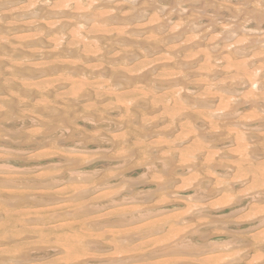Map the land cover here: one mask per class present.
Instances as JSON below:
<instances>
[{"label": "bare ground", "instance_id": "obj_1", "mask_svg": "<svg viewBox=\"0 0 264 264\" xmlns=\"http://www.w3.org/2000/svg\"><path fill=\"white\" fill-rule=\"evenodd\" d=\"M0 139L64 145L0 176V264H264V0H0ZM91 144L108 173L143 166L169 207L83 167ZM56 185L67 198L44 193ZM247 209L253 222L211 238Z\"/></svg>", "mask_w": 264, "mask_h": 264}, {"label": "rangeland", "instance_id": "obj_2", "mask_svg": "<svg viewBox=\"0 0 264 264\" xmlns=\"http://www.w3.org/2000/svg\"><path fill=\"white\" fill-rule=\"evenodd\" d=\"M1 136H2V140H5V138L3 137L4 136V134H1ZM0 139V151H1V153H0V155H2V156H0V165H11V166H15L14 168H15V171L14 170H11V172L9 171V172H3V173H1V178H4V177H6V179H9V177H12V176H14V177H19L20 176V172L21 171H23L24 172V170H22V169H18L19 167L18 166H22V165H20V162L18 161V160H16V158H18L19 157V155H23V156H26L27 155V157H34V158H36L37 157V155H43L44 157H41V158H44V160L43 161H45L47 158H49V159H53L54 161H61V158L60 157H57L58 155H57V150H58V147H64V145H62V144H60V146H55V145H46V146H44V147H41V148H39V150L40 151H38V152H35L36 150H38V149H34V150H32L31 149V147H25V146H21L20 148H12V147H10V146H6V142H2V140ZM2 142V143H1ZM93 145H95L96 146V144L95 143H92ZM90 145V147H91V151L89 152V153H87V152H80V153H74L73 154V156L76 158V159H78V160H80V159H82V160H86L85 161V164H84V166L83 167H85V168H88V167H92V166H94L95 164L97 165V166H100V167H98L99 168V170H100V174H98V177H99V179L102 181L103 180V182H109V184L112 182V183H114V182H116V179L121 175V174H124V175H129L131 178L133 177L134 179H138L137 180V182H138V184L134 187L135 189H139V190H149L150 189V191H154L152 194V196H151V198L147 201V205L149 206V205H154L155 203H157V206L158 207H169V205H168V201L171 199L170 197L172 196L170 193L171 192H158V191H156V190H154L155 189V187H154V184H151L150 183V179H151V177H150V174H146V176L145 175H142L141 176V174H142V172L144 171V167L143 166H137L136 164H134L133 165V161L131 162V163H129V165H127V167H126V169H124V170H114L113 169V173H108V172H110V169L109 170H106L107 168H102L101 166H103V163L106 161L105 159V157H106V155H107V153L105 152H103V151H99V150H97L96 149V147L95 146H93V145ZM43 148H45V149H43ZM4 149V150H3ZM9 149V150H8ZM12 149V150H11ZM47 149H49V150H47ZM50 149H51V151H50ZM54 149V150H53ZM93 149V150H92ZM15 150V151H14ZM18 150V151H17ZM31 150H32V152H31ZM5 151V152H4ZM7 151V152H6ZM23 151V152H22ZM26 151H29V152H26ZM55 151V152H54ZM57 151V152H56ZM31 152V153H30ZM42 152V153H41ZM95 152V153H94ZM100 152V153H99ZM4 153V154H3ZM26 153H29V154H26ZM34 154V155H33ZM76 154V155H75ZM87 154V155H86ZM29 155V156H28ZM12 157V158H11ZM104 157V159L102 160V158ZM3 158V159H2ZM94 160H96V161H94ZM98 160H100V161H98ZM5 161V162H4ZM89 161V162H88ZM94 161V162H93ZM14 163V164H13ZM31 164V163H30ZM89 164H90V166H89ZM18 165V166H17ZM138 167V168H137ZM16 168L18 169V171L16 170ZM135 168V169H134ZM205 169H203L204 170V174H206L207 173V176L209 177L212 173H213V168L212 167H204ZM209 168H211V169H209ZM112 170V169H111ZM127 170V171H126ZM20 171V172H19ZM60 171V170H59ZM59 171H53V173L52 174H50V176H49V178L51 177H57L58 175H59ZM105 171V172H104ZM207 171V172H206ZM211 171V173H208V172H210ZM14 172H16V173H14ZM18 172V173H17ZM140 172H141V174H140ZM22 173V172H21ZM58 173V174H57ZM115 173V174H114ZM132 173V174H131ZM7 176H6V175ZM11 174V175H10ZM55 174V175H54ZM209 174V175H208ZM140 175V176H139ZM188 175H190L189 173H188ZM192 175H190V176H185L186 177V181L184 182H182V183H184V184H180V185H182V188H178L177 189V191H179V193H181V195L182 196H188V194H190V190H187L188 188V186L190 185V184H192V185H190V186H193L194 185V183L196 184V181L197 180H194L193 178V176L191 177ZM112 177V178H111ZM185 177H183V178H185ZM144 178H146V179H144ZM182 178V179H183ZM211 178H214V176H213V174H212V176H211ZM189 179V180H188ZM111 180V181H110ZM144 180V181H143ZM146 181V182H145ZM213 181V180H212ZM141 182V183H140ZM181 183V182H180ZM213 184H215L216 183V180L215 181H213L212 182ZM186 184V185H185ZM188 185V186H187ZM60 186V187H59ZM64 186H61V185H56L55 187H53V189H52V191L50 190V191H47V192H44V193H48V194H51V195H53V196H56V198L58 199V197H61V198H67L65 195H64V188H63ZM184 187H186V188H184ZM59 188H62V189H59ZM147 188V189H146ZM184 188V189H183ZM8 189V190H7ZM6 189V195H13V194H15V195H19V194H24L25 192L26 193H35L36 191H33L32 189H29V191L28 190H26V189H19V188H17V187H9V188H7ZM10 189V190H9ZM57 189V190H56ZM152 189V190H151ZM12 190V191H11ZM54 190V191H53ZM60 190V191H59ZM184 190V191H183ZM9 191H11V192H9ZM62 191V192H61ZM105 190H103L102 189V192H104ZM181 191V192H180ZM101 192V191H100ZM101 192V193H102ZM244 192V193H243ZM243 192H241V193H239L238 194V196H239V198H241L242 200L243 199H246L247 197H245V196H247L248 194H249V192H247V191H243ZM59 193V194H58ZM185 194V195H184ZM247 194V195H246ZM118 195H120V194H115V197L117 196L118 197ZM245 195V196H244ZM166 196H167V198H166ZM242 196H244V197H242ZM7 197V196H6ZM161 198H163V199H161ZM222 198H224V197H221L219 200H220V202H218L219 204L218 205H216V206H214L215 207V209H214V207L212 208V209H210V212H211V210H213L214 209V211L216 210V211H218V208L219 207H223L224 209V214H229V211H230V208L231 207H233L234 206V201H229L228 199H226V200H221ZM160 199V200H159ZM237 199V198H236ZM154 200V201H153ZM226 201V202H225ZM161 202V203H160ZM167 202V203H166ZM189 202H191V204H190V206L191 207H193L194 205H196V202H194V200L193 199H190L189 198ZM235 202H236V200H235ZM182 203V204H181ZM225 203V204H224ZM47 204L49 205L48 207H47ZM194 204V205H193ZM160 205V206H159ZM164 205V206H163ZM172 205H174V204H172ZM176 205V207L178 208L177 210H180V211H177V214H178V218H180V219H185V218H188V217H186V214H185V209H186V205H185V203L184 202H180L179 204L178 203H176L175 204ZM40 206H41V208H40ZM47 208H46V207ZM46 208V210L49 208V207H53L52 206V202L51 203H46L45 205L44 204H42V205H39V207L37 206V208H39V209H43V208ZM55 207V206H54ZM53 207V208H54ZM174 207V206H173ZM44 208V209H45ZM56 208V207H55ZM184 210V211H183ZM195 210V209H194ZM250 210V209H249ZM248 209L246 210V211H244V213L243 212H240L238 215H236V216H232L230 219H229V222H226V223H214L213 225H211V227H210V230H215V231H217L214 235H212L211 236V238L213 239V240H215V241H218V240H220V241H224L225 239H223V237H225V232L226 231H229V230H232L233 228H236L238 225L239 226H243V227H245L246 225H248L250 222H253V219H256L258 216L254 213L253 214V212H250ZM182 211H183V213H182ZM134 214L136 213V210H134V211H132ZM196 212V211H195ZM194 212V213H195ZM246 212V213H245ZM248 212H249V216H248ZM181 213V214H180ZM197 213V212H196ZM195 213V214H196ZM130 214H132V213H129V215ZM251 215H253V216H251ZM190 216V215H189ZM238 218H239V220H238ZM252 220V221H251ZM148 220H145V222H147ZM231 221V222H230ZM239 221V222H238ZM248 221V222H247ZM234 222V224H232ZM242 223V224H241ZM217 224H218V226H217ZM222 225V226H221ZM229 225V226H228ZM223 226H225V227H223ZM219 230H218V229ZM200 229L201 230H203L204 228L201 226L200 227ZM224 229V230H223ZM222 233V234H221ZM198 243H201V241H199ZM232 249H234V247H232V246H227V247H225V248H219V249H217V250H213L212 252H210L209 253V255H212L211 253H213V257L215 256V254L218 256L219 254H230V253H232L233 251H232ZM220 251H221V253H220ZM228 262H229V264H234V262H232V259L230 260V257L229 258H226L222 263L223 264H228ZM232 262V263H231ZM207 264H214V263H207Z\"/></svg>", "mask_w": 264, "mask_h": 264}]
</instances>
